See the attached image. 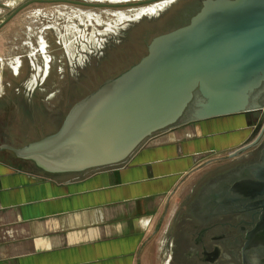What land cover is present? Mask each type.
<instances>
[{"label":"crops","instance_id":"crops-1","mask_svg":"<svg viewBox=\"0 0 264 264\" xmlns=\"http://www.w3.org/2000/svg\"><path fill=\"white\" fill-rule=\"evenodd\" d=\"M29 1L7 26L54 2L0 0V23ZM6 71L0 63L5 81ZM243 127L242 116L182 121L121 164L73 175L21 169L0 156V264H171L167 245L184 243L176 241L181 200L195 196L196 178L212 165L203 162L236 153Z\"/></svg>","mask_w":264,"mask_h":264},{"label":"water","instance_id":"water-1","mask_svg":"<svg viewBox=\"0 0 264 264\" xmlns=\"http://www.w3.org/2000/svg\"><path fill=\"white\" fill-rule=\"evenodd\" d=\"M32 2L1 21L0 29ZM263 81L264 0H209L188 25L156 37L139 62L77 101L57 131L66 111L26 114L23 147L4 144L2 149L16 156L0 155L33 161L49 174L121 164L148 137L177 125L186 112L183 121L192 122L247 111Z\"/></svg>","mask_w":264,"mask_h":264},{"label":"rangeland","instance_id":"rangeland-1","mask_svg":"<svg viewBox=\"0 0 264 264\" xmlns=\"http://www.w3.org/2000/svg\"><path fill=\"white\" fill-rule=\"evenodd\" d=\"M72 1L122 5L54 1L22 11L16 22L0 29V63L7 70L0 92V151L4 144L23 147L26 114L69 110L103 80L143 56L158 31L144 21L127 20L146 6L125 3L141 0ZM119 39L128 42L129 55L101 57L104 47L109 53L108 42L115 47ZM11 160L21 163L14 157Z\"/></svg>","mask_w":264,"mask_h":264},{"label":"flooded vegetation","instance_id":"flooded-vegetation-1","mask_svg":"<svg viewBox=\"0 0 264 264\" xmlns=\"http://www.w3.org/2000/svg\"><path fill=\"white\" fill-rule=\"evenodd\" d=\"M208 1L154 0L144 4L146 7L162 4V7L156 13L142 15L132 22L144 21L158 31L153 34L143 56L108 78L139 62L148 54L156 37L188 25ZM129 33H126L127 38ZM107 46L109 53L104 47L101 57L116 53L117 58H124L130 53L128 42L122 39L115 47L109 42ZM5 82L3 79V87ZM187 113L180 122L185 120ZM67 114L66 110L55 131L61 127ZM236 116H242V130L248 136L235 147V156L209 162L212 165L195 180V196L181 200L180 215L175 224L176 241L184 239L187 247L181 249L184 243L181 246L177 243L167 245L166 249L172 254L171 264H264V81L251 94L248 110L228 118ZM231 128L233 131V126Z\"/></svg>","mask_w":264,"mask_h":264},{"label":"trees","instance_id":"trees-1","mask_svg":"<svg viewBox=\"0 0 264 264\" xmlns=\"http://www.w3.org/2000/svg\"><path fill=\"white\" fill-rule=\"evenodd\" d=\"M1 153H4L5 155H6L7 153H10L11 155L16 156L15 153L12 152V151H10V150H2ZM17 158H18V157H17ZM4 160H5L6 162H8V163H13L16 167L21 168V169H25V168H24L25 165L23 166V165H21V164H24V163H28V162H30V163H32V164L37 168L36 171H39V172H41V173H45V174H47L45 171H43V170L40 169L38 166H36L35 163H34L33 161H30V160H25V159H20V158H19V161H20L21 163H15V162H13V161L11 160V157H6V158H4ZM26 170L34 171V172H35V170H33V169H29V168H26Z\"/></svg>","mask_w":264,"mask_h":264},{"label":"bare ground","instance_id":"bare-ground-1","mask_svg":"<svg viewBox=\"0 0 264 264\" xmlns=\"http://www.w3.org/2000/svg\"><path fill=\"white\" fill-rule=\"evenodd\" d=\"M161 7H162V4H159L156 6H148V7H146V9L144 8V10L137 12L135 15H132L127 20L135 21V20H138L140 17H142V15L143 16L152 15V14L156 13V11ZM122 16H124V15H122Z\"/></svg>","mask_w":264,"mask_h":264}]
</instances>
